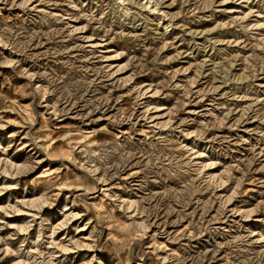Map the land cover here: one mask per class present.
I'll return each instance as SVG.
<instances>
[{
  "label": "rangeland",
  "instance_id": "obj_1",
  "mask_svg": "<svg viewBox=\"0 0 264 264\" xmlns=\"http://www.w3.org/2000/svg\"><path fill=\"white\" fill-rule=\"evenodd\" d=\"M0 264H264V0H0Z\"/></svg>",
  "mask_w": 264,
  "mask_h": 264
}]
</instances>
